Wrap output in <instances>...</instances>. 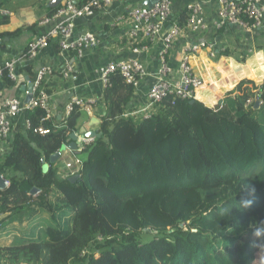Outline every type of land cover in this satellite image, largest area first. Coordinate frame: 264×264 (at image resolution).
<instances>
[{"label": "trees", "instance_id": "1", "mask_svg": "<svg viewBox=\"0 0 264 264\" xmlns=\"http://www.w3.org/2000/svg\"><path fill=\"white\" fill-rule=\"evenodd\" d=\"M133 92L119 72L108 76L99 136L76 154L74 181L50 156L81 130L85 110L57 124L41 123L39 107L24 112L28 126L0 159V224L25 226L0 245V264L254 263L264 247V83L241 80L221 108L168 95L144 120L126 115ZM219 142L229 145L216 154Z\"/></svg>", "mask_w": 264, "mask_h": 264}, {"label": "crops", "instance_id": "2", "mask_svg": "<svg viewBox=\"0 0 264 264\" xmlns=\"http://www.w3.org/2000/svg\"><path fill=\"white\" fill-rule=\"evenodd\" d=\"M145 1L147 0H115L111 5L95 10L91 16L76 19L73 36L78 37L84 32H91L97 36L96 47L87 50L78 58L73 52H61L55 41H51L33 58L22 59L17 64L16 82L6 78L0 79V98H18L25 102L27 86L35 79L38 69L47 65L52 69L46 87L52 110L50 118L54 123L57 124L68 115L66 105L72 98L93 99L95 104L91 114L85 111L88 118L81 130L75 133L79 138L76 142L77 150H71L70 155L76 157L83 148L79 142L80 137H87V134L92 132L97 133L100 121L98 115L103 111L101 99L105 86L95 71L107 63L132 56L128 36L129 25L124 18L131 7L144 5ZM194 1H203L207 29L195 34L184 32L179 36L170 50L169 65L176 68L179 61L184 56L187 57L192 72L203 82V87L197 91L195 100L210 108L218 106L222 98L224 101L227 93L243 79L251 80L257 90L264 83V23L251 32L233 26L216 30L213 25L217 10L216 0H175L172 4L171 21L178 22L180 12L185 11L186 5ZM58 2V0H0V66L8 59L22 57L27 43L48 28V25H39V21L51 12ZM201 40L214 43L216 58H210L206 49L187 54L182 51L186 42ZM156 56L155 48L139 55L138 59L146 66L148 75L140 82L138 88L134 89L126 113L146 104L147 93L158 66ZM68 63L74 68L76 74L74 80L62 78L61 71ZM11 123L12 133L24 130L27 126L24 113L13 116ZM10 139L11 136L5 143L7 152L10 149ZM70 142L72 141L69 138ZM55 163L59 169L60 161L57 159ZM1 174L6 179L8 170ZM24 226V223L19 221L0 224V245L16 238Z\"/></svg>", "mask_w": 264, "mask_h": 264}, {"label": "built area", "instance_id": "3", "mask_svg": "<svg viewBox=\"0 0 264 264\" xmlns=\"http://www.w3.org/2000/svg\"><path fill=\"white\" fill-rule=\"evenodd\" d=\"M58 1L59 6L56 11L39 21V25H48V28L27 43L22 57L4 61L3 65L0 66V79L7 78L16 82L18 80L17 64L22 59L33 58L51 41H55L61 52H73L78 58L82 57L87 50L96 47L98 39L91 32H84L78 37L73 36L74 21L80 17L93 15L95 10L107 7L115 0ZM174 1L155 0L151 6L137 5L131 7L124 20L128 21L129 25L128 36L132 56L107 63L95 71L104 86H106L108 76L111 73L119 72L125 82L136 89L148 75L146 66L138 59L139 55L149 52L151 48L156 49L158 66L147 93V102L144 106L126 113L127 116L135 120L149 119L156 114L160 103L168 95L175 99L194 100L197 91L203 87L202 79L192 72L186 56L179 61L176 68L171 67L168 63L170 50H172L173 43L179 36L184 32L195 34L207 29L203 1H194L186 5L183 24L171 21L170 16ZM216 3L217 10L213 21L216 30L233 26L251 32L264 23V0H216ZM202 49L208 51L210 58H216L217 51L211 41H188L183 46L182 51L187 54L196 53ZM51 73L52 69L47 65L38 69L32 82L31 91L26 92L30 95L27 103L18 98H0V159L7 153L5 143L12 133L11 118L13 116L39 107L44 111L40 122L51 119L50 96L46 87ZM61 75L64 79H76L74 68L69 63L62 69ZM94 104L93 99L74 97L66 105V112L69 114L75 106H79L91 114ZM222 105L223 98L218 102V108H221ZM38 131L45 134L48 132V128L39 127ZM93 139L94 137L81 136L79 142L84 146L91 143ZM56 153L57 159L61 163V167L57 171L58 177H69L77 174L80 161L70 155L71 149L64 145ZM5 180L8 184L7 178Z\"/></svg>", "mask_w": 264, "mask_h": 264}, {"label": "water", "instance_id": "4", "mask_svg": "<svg viewBox=\"0 0 264 264\" xmlns=\"http://www.w3.org/2000/svg\"><path fill=\"white\" fill-rule=\"evenodd\" d=\"M153 3H155V0H147V1L144 2V5L151 6ZM31 88H32V83H30L27 86V92H30L31 91ZM29 98H30V95L27 93L26 94L25 103L28 102ZM191 102H193V100ZM257 104H258V102L256 101V105ZM98 136H99V134L98 133H95V132H92V133L87 134V137H98ZM69 138L71 139L72 142L69 143L68 147L71 150L76 151L77 150V143L76 142H78L79 138L75 135V133H71L69 135ZM57 158H58L57 153L52 154L50 156V162H55L57 160ZM42 168H43V170H46L47 165L46 164H43ZM76 178H78V174H74V175L70 176L69 177V180L70 181H74ZM6 185H7V182L4 179V177L2 176V174L0 173V188L5 187ZM37 192H38V189H35V188L31 189V193L32 194H35ZM6 216H7V213L1 214L0 215V220H2L3 218H5Z\"/></svg>", "mask_w": 264, "mask_h": 264}, {"label": "rangeland", "instance_id": "5", "mask_svg": "<svg viewBox=\"0 0 264 264\" xmlns=\"http://www.w3.org/2000/svg\"><path fill=\"white\" fill-rule=\"evenodd\" d=\"M259 104V103H258ZM257 104V105H258ZM258 118L260 119H264V115H262L261 113H257ZM199 124V122L197 123ZM257 125H253V126H248V133L249 135H252L253 137H255L256 133H257ZM231 132H234L236 134V136L238 137L239 132L241 131L240 129H231ZM210 135V133L208 132V136ZM228 143L226 142H219V143H215L214 146L216 147V151L215 153L218 154L219 152H224L227 147H228ZM251 151V150H250ZM253 264H264V247H262L256 255V259L254 261Z\"/></svg>", "mask_w": 264, "mask_h": 264}, {"label": "clouds", "instance_id": "6", "mask_svg": "<svg viewBox=\"0 0 264 264\" xmlns=\"http://www.w3.org/2000/svg\"><path fill=\"white\" fill-rule=\"evenodd\" d=\"M246 203H250V202H246ZM255 235L260 236V235H261V232L258 230V231L255 233Z\"/></svg>", "mask_w": 264, "mask_h": 264}]
</instances>
